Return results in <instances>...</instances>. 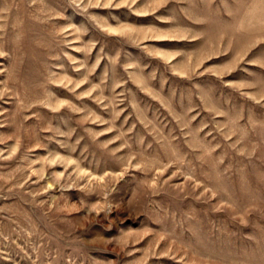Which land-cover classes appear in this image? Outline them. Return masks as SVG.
<instances>
[{
    "label": "rangeland",
    "instance_id": "obj_1",
    "mask_svg": "<svg viewBox=\"0 0 264 264\" xmlns=\"http://www.w3.org/2000/svg\"><path fill=\"white\" fill-rule=\"evenodd\" d=\"M0 264H264V0H0Z\"/></svg>",
    "mask_w": 264,
    "mask_h": 264
}]
</instances>
